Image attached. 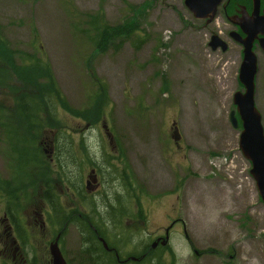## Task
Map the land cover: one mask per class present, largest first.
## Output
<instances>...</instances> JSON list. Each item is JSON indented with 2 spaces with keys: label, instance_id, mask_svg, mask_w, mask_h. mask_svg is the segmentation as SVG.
Returning <instances> with one entry per match:
<instances>
[{
  "label": "rangeland",
  "instance_id": "1",
  "mask_svg": "<svg viewBox=\"0 0 264 264\" xmlns=\"http://www.w3.org/2000/svg\"><path fill=\"white\" fill-rule=\"evenodd\" d=\"M183 1L0 0V35L14 61L28 54L45 60L67 104L57 107L55 120L42 119L38 155L48 164L24 181V187L33 184L21 188L25 192L12 204L13 214L31 220L42 204L45 234L52 238L63 227L58 223L68 219L61 248L73 259L71 264H79L80 251L88 245L84 239L93 242L82 224L85 217L91 228L103 232L109 246L128 255L138 253L137 245L147 236L164 237V229L177 221L168 246L162 242L167 249H160L161 264H264V206L248 178L239 130L229 122L233 95L241 90V47L229 38V30L204 27L193 19ZM134 17L139 27L133 34L102 53L96 51L94 18L99 26L114 27ZM216 31L228 45L225 52L208 47ZM255 54L254 102L264 128V53L256 49ZM98 81L107 91L108 103L101 110L94 107ZM18 85L15 79L0 85V116H10L15 97L9 88ZM105 134L123 150L124 181L128 175L133 186L125 185L126 193H121L115 183L114 202H105L110 191L105 181L98 196L86 201L76 187L78 168H83L84 187L89 160L101 161L113 150ZM51 142L64 149L67 160L56 153L50 162ZM7 150L0 137L2 176H12L15 170ZM69 155L75 168L73 162L69 165ZM45 178L50 180L57 217L48 205L43 207L45 185L37 181ZM121 214L125 216L118 218ZM117 235L130 236L131 244Z\"/></svg>",
  "mask_w": 264,
  "mask_h": 264
},
{
  "label": "trees",
  "instance_id": "2",
  "mask_svg": "<svg viewBox=\"0 0 264 264\" xmlns=\"http://www.w3.org/2000/svg\"><path fill=\"white\" fill-rule=\"evenodd\" d=\"M92 24H95L94 33L97 38L94 47L99 53L104 52L108 45L113 47L119 45L116 41L121 42L127 39L128 36L133 34L139 27V21L136 17L128 18L114 27L107 25L104 27L102 25L99 26L97 18L92 20ZM97 32L99 33L98 36ZM13 79L19 82L18 86L9 88L12 92V96L15 97V106L10 111V116L4 118L5 113L0 116V137L2 142L5 141L7 143V154L12 155L15 170L12 173L11 180L6 181L0 179V190H5L8 196L12 198L13 203H17L19 200L18 193L25 192V190L21 188H26L33 184L31 181L30 184L24 187V181L26 179L30 180L37 170L48 164L44 162L43 156L38 155L40 152L38 140L44 134L42 128L43 117L55 120L57 107L66 106L67 104L57 88L55 78L47 62L36 55L29 54L20 57L18 61H14L12 53L8 50L7 44L0 35V85H2L4 81H12ZM96 85L97 91L94 94L95 98L97 97L98 100L94 103V107H98L101 110L108 103L107 91L106 88L100 84V81H98ZM1 111L2 109L0 108V112ZM50 129L55 130V127L51 126ZM61 134L62 131L59 130L56 136L58 137ZM57 142L56 140V143ZM63 150L64 149L61 147H55L52 156L59 153V157H62L63 160H67ZM69 159L71 160L69 165H71L73 162L72 155H69ZM72 166L76 167L74 163ZM67 168L68 167H66V169ZM47 169H49V167H47ZM78 170L79 181L77 180L76 184L78 186L76 185V187L81 189L84 173L82 167H79ZM125 174L126 171H124V175ZM125 179L126 187L132 188L133 185L128 175H126ZM41 180L45 185L44 195L46 198L44 201L48 204L51 215L57 217L55 200L49 187L50 180L49 178L38 179L37 182ZM67 220L68 219L64 218L60 225L64 224L65 226ZM82 224L86 227L87 231H90L89 225H91V221L89 217L83 218ZM84 243L88 244L86 239H84ZM91 246L92 244L84 245L86 248H90ZM93 246L97 247L96 244H93ZM153 254L156 257V262L157 259H159L158 264H161L160 257L162 253H158L157 255L153 252ZM95 259H100V254L98 252Z\"/></svg>",
  "mask_w": 264,
  "mask_h": 264
},
{
  "label": "flooded vegetation",
  "instance_id": "3",
  "mask_svg": "<svg viewBox=\"0 0 264 264\" xmlns=\"http://www.w3.org/2000/svg\"><path fill=\"white\" fill-rule=\"evenodd\" d=\"M243 7V8H242ZM252 12V0H221V4L219 5L216 15L214 19L207 23L206 20L199 21L203 24L204 27H209L214 25L215 29L219 28L221 30H229L240 33L241 27L239 24L244 20L241 13H246L247 18L250 17ZM218 36L220 33L216 31ZM241 34V33H240ZM213 35V34H212ZM229 36V33L227 34ZM243 37V35L241 34ZM220 37V36H219ZM103 140V136L100 137ZM104 139H106L109 145L113 148L112 152L106 151L103 155L101 161H97L94 159L89 160V168L88 175L84 178V187L81 184V190L86 194L85 200L88 198L95 199L99 192L102 183L105 184V181H109L110 191L107 196L108 199L104 196L105 202H114V196L116 195L114 185L118 184V189L120 188L121 193L125 192V181H124V171H125V157L122 149H116V145H112V137L109 135H104ZM50 148L48 147V157L50 162H53L52 158V150H54L55 146L53 142L50 143ZM111 152V153H110ZM91 153L89 150L86 151V154ZM76 166V163L73 161ZM103 166V170H100L98 164ZM74 167V166H73ZM75 168V167H74ZM103 172V173H102ZM74 173V172H72ZM103 174V175H102ZM105 175V177H104ZM108 176V177H106ZM249 176V175H248ZM91 180L94 182H90V185H87V182ZM104 177V178H103ZM250 178V176H249ZM0 179L9 181L11 180V176L8 175H0ZM251 179V178H250ZM11 182V181H10ZM12 186V183H11ZM89 189V191L86 190ZM113 189V192H112ZM120 194V192H118ZM71 199L73 195L70 194ZM18 202V201H17ZM103 202V199H102ZM91 203H94L93 201ZM13 200L8 196V193L1 189L0 190V264H52L51 256L47 247V256H46V245L48 246L52 243L54 238L52 235L46 236V225H45V215L42 210V204L40 210L33 211L32 219H26L19 217L18 214H13L12 208ZM45 208V206H43ZM91 209V205H90ZM93 212V210H92ZM141 212H138V217H141ZM125 214H121L118 218H122ZM19 222V225H17ZM104 221L101 219V224ZM177 221H172L170 224L164 229V237L165 235L169 241V235L174 232V228L177 225ZM23 228V229H22ZM66 228L59 231L56 235H60L59 239V247L62 254V257L66 264H71V260L69 254H66L62 248L61 243L64 240V233L66 232ZM90 231L87 234L92 239V243L88 242V244H92L90 248H86L84 252L80 251L79 264H150L151 260H155L153 252H156L157 247L162 245L164 237L157 236L154 234L152 236H147L145 241L139 243L137 245V249L139 250L136 254H126L123 251L119 250L118 247L111 248L104 239V235L102 231H96L91 228L89 225ZM168 230V231H167ZM92 231L94 235L92 234ZM91 233V234H90ZM53 234V233H52ZM129 234V233H128ZM127 234V235H128ZM92 235V237H91ZM83 236V234H81ZM117 238L124 244H131L129 242L130 236H126L125 238L122 235H117ZM156 242L157 246L152 248L151 244ZM103 243H105L106 248ZM93 244H96L97 247L93 249ZM165 246H168L166 244ZM145 248V249H144ZM166 248V247H163ZM115 249V250H114ZM147 250V251H145ZM145 253H144V252ZM95 252H98L102 257L99 260H94ZM97 256V255H96ZM107 257V260L106 258Z\"/></svg>",
  "mask_w": 264,
  "mask_h": 264
},
{
  "label": "water",
  "instance_id": "4",
  "mask_svg": "<svg viewBox=\"0 0 264 264\" xmlns=\"http://www.w3.org/2000/svg\"><path fill=\"white\" fill-rule=\"evenodd\" d=\"M221 0H184V7L189 11L196 20L208 19V23L213 19L216 9ZM263 15H260V0H252L251 19H244L239 25L245 35L241 38L238 34L231 33L233 37L243 48L242 62L239 69L238 81L243 86L244 94L236 93L233 102L237 107V112L242 121V131L239 136V149L243 157L251 164L250 176L255 182V186L261 202L264 204V135L260 123V115L254 108V78L257 73V57L253 51L254 43L264 53V4L262 9ZM208 47L212 51L221 49L222 52L227 50V45L218 37L212 36ZM230 122L233 127H237V120L234 112L230 113ZM105 128V127H104ZM106 130V129H105ZM175 140H179L177 132H174ZM90 182H94L89 177ZM87 191L89 189L86 188ZM60 235L49 245V254L52 264H65L58 240ZM167 239V238H166ZM106 248L105 243H103ZM156 244H152L154 248Z\"/></svg>",
  "mask_w": 264,
  "mask_h": 264
},
{
  "label": "bare ground",
  "instance_id": "5",
  "mask_svg": "<svg viewBox=\"0 0 264 264\" xmlns=\"http://www.w3.org/2000/svg\"><path fill=\"white\" fill-rule=\"evenodd\" d=\"M90 154H92V153H90ZM91 157H92V155H91ZM93 159V158H92ZM97 160V159H96ZM78 172V171H77ZM103 173V172H102ZM103 175V174H102ZM105 177V176H104ZM103 177V178H104ZM75 178V177H74ZM76 179V178H75ZM73 182V181H72ZM74 183H75V181H74ZM72 184V183H71ZM107 184V183H106ZM77 185V184H76ZM78 186V185H77ZM80 187V186H79ZM75 188V187H74ZM104 188V187H103ZM71 189V188H70ZM66 224H67V222H66ZM58 225H60V224H58ZM63 226H64V224H63ZM66 227V225L63 227V228H61V230L62 229H64ZM83 233V232H82ZM91 234V233H90ZM92 234L94 235V233H93V231H92ZM95 236V235H94ZM91 237H92V235H91ZM112 248V247H111ZM145 249V248H144ZM115 250V249H114ZM145 251H147V250H145ZM144 252V251H143ZM145 253V252H144Z\"/></svg>",
  "mask_w": 264,
  "mask_h": 264
}]
</instances>
